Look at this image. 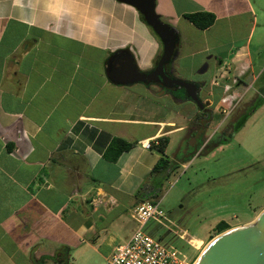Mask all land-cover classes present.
Instances as JSON below:
<instances>
[{"label": "crops", "instance_id": "1", "mask_svg": "<svg viewBox=\"0 0 264 264\" xmlns=\"http://www.w3.org/2000/svg\"><path fill=\"white\" fill-rule=\"evenodd\" d=\"M156 11L181 39L189 22L206 52L218 51L211 57L220 67L204 88L215 100L213 84L229 90L224 78L241 85L246 74L254 78L251 49L264 45V0H156ZM198 11L215 13L214 24L200 29L184 16ZM222 49L236 50L228 61ZM122 50L143 71L162 52L132 5L0 0V264L68 258L65 246L58 254L45 246L55 239L67 245L70 236L78 245L112 246L118 232L127 241L137 228L133 209L143 196L136 194L162 156L172 159V135L186 129L193 107L185 93L173 99L163 85L114 83L110 69L124 61ZM172 100L181 106L172 108ZM162 136L169 138L165 155L155 147ZM116 138L135 145L112 160L105 154Z\"/></svg>", "mask_w": 264, "mask_h": 264}, {"label": "rangeland", "instance_id": "2", "mask_svg": "<svg viewBox=\"0 0 264 264\" xmlns=\"http://www.w3.org/2000/svg\"><path fill=\"white\" fill-rule=\"evenodd\" d=\"M181 29L182 39L178 46V55L173 61L176 76L193 82L208 79L211 72L220 67L216 59L211 57L218 51L206 52L205 41L199 38L195 40L196 28L190 26L189 22ZM232 50L234 52L236 49H222L228 61ZM251 52L254 78L252 73L246 74V83L242 85L241 80L234 82L233 77L224 78L220 85H223V82L228 83L229 90L213 84L219 89L218 101L212 94L207 93L210 89L202 91V100L209 103L212 100V105L217 109L216 118L207 129L206 137L217 128L220 131L226 129L224 133H230V129L225 127L230 125L237 110L244 109L257 99L254 112L251 111L253 113L244 127L234 134L230 141L186 159V162L182 161L164 180L160 192L154 198L167 214V221H163L166 225L151 219L144 227V230L156 239L180 249V255L183 254V259L188 264L197 260L212 239L211 236L215 234L213 228L219 221H227L233 227L239 226L255 219L264 209V100L259 103L261 96L264 97V45H252ZM206 63L210 66L208 71L200 73ZM178 92L184 94L185 90L178 88ZM223 97L227 99L223 101ZM170 104L172 108L181 106L173 100ZM187 104L189 108H193L185 111L190 113V117L185 121L186 126L198 115L195 104L190 100ZM169 114L168 118L176 116V111L172 110ZM186 130L187 128L172 135L173 142L167 150L172 159L185 153ZM136 226L137 223L134 222L133 227ZM177 233H184L189 243L185 241V245L180 247L181 243L175 240V237L180 240L182 238ZM116 235L117 239L112 246L101 243L94 247L90 239L78 245L77 238L70 236L67 245L55 239L49 241L45 248L58 254L65 246L69 253L68 264H107L117 245L125 242L127 232H118ZM35 249L36 245L30 253ZM47 257L49 256L43 258ZM42 264H51V261Z\"/></svg>", "mask_w": 264, "mask_h": 264}, {"label": "water", "instance_id": "3", "mask_svg": "<svg viewBox=\"0 0 264 264\" xmlns=\"http://www.w3.org/2000/svg\"><path fill=\"white\" fill-rule=\"evenodd\" d=\"M119 1L134 6L143 15L146 23L160 38L162 54L153 69L143 71L138 67L134 55L128 50H122L119 57L124 61H119V66L110 70L112 81L117 84L138 81L153 83L163 85L168 90L183 88L186 98L203 110L206 103L200 96L201 86L196 82L173 76L167 69L178 55L181 37L174 26L161 19L156 11V0ZM34 263L42 264L43 260L34 259ZM65 264H68V258ZM193 264H264V209L254 220L230 227L215 235Z\"/></svg>", "mask_w": 264, "mask_h": 264}, {"label": "built area", "instance_id": "4", "mask_svg": "<svg viewBox=\"0 0 264 264\" xmlns=\"http://www.w3.org/2000/svg\"><path fill=\"white\" fill-rule=\"evenodd\" d=\"M226 99L222 98L223 101ZM146 146L150 147L151 143L148 142ZM133 218L137 228L127 241L117 245L107 264H188L183 254L180 255V249L156 239L144 230L151 219L166 225L163 221H167V214L158 202L146 200L138 203L133 209ZM183 234L178 236L189 243Z\"/></svg>", "mask_w": 264, "mask_h": 264}, {"label": "flooded vegetation", "instance_id": "5", "mask_svg": "<svg viewBox=\"0 0 264 264\" xmlns=\"http://www.w3.org/2000/svg\"><path fill=\"white\" fill-rule=\"evenodd\" d=\"M209 67H210L209 64L206 63L204 67H202V69L200 70V73L204 71H208ZM167 69L169 70L171 75L176 76L173 63L172 65H168ZM213 73H214V70L211 72L210 77L208 79L194 81L201 86L200 91H199L201 98H202V91L204 90V88L209 86L213 80ZM170 90H171L172 98L178 99L179 98L178 93H180L178 92V88H172ZM256 102H257V99H254L244 109L237 110V112L233 116V119L231 120L230 125L228 124L229 126L227 125L225 127V128L230 129V133L228 134L224 133L225 132L224 130L226 129H223L220 131L219 128H217L215 131H213V133H211L209 137H206V131L216 118V111H217L216 106L212 105L209 102H205L206 103L205 108L201 110L193 102L198 109V115H195L194 119L186 126L187 134L185 138L187 141L185 144L186 145L185 153L181 155V157L174 156V159L172 161L174 163L181 164V162L185 161L186 159H190L191 157L197 154L206 153L209 150H212L213 148L225 142L230 141V139L234 137V134H236L239 131L238 129L242 121L248 115H251L254 112L255 107H256ZM250 106L252 107L249 108ZM251 111L253 112L251 113ZM175 240L181 243L179 245L180 247H183L185 245L186 240L184 239L180 240V239H177V237H175ZM66 258H67L66 254H58L50 258H45V259L43 258L42 260H43V263H46L49 260L51 261V264H65Z\"/></svg>", "mask_w": 264, "mask_h": 264}, {"label": "trees", "instance_id": "6", "mask_svg": "<svg viewBox=\"0 0 264 264\" xmlns=\"http://www.w3.org/2000/svg\"><path fill=\"white\" fill-rule=\"evenodd\" d=\"M142 18L144 19L143 15L141 14ZM185 18H187L189 21H191L197 28L200 29H206L210 27L212 24H214L216 20V15L215 13L211 11H198V12H193V13H187L184 15ZM151 28V27H150ZM152 30V28H151ZM152 32L156 35V33L152 30ZM156 37L160 40V38L156 35ZM159 60V59H158ZM264 97L261 96V102H263ZM258 106V104H257ZM250 115H248L240 124V127L238 130H240L247 122V119L249 118ZM169 138L168 137H159L158 143L155 145V147L163 154L165 155V149L168 145ZM135 145L134 142H128L125 139L122 138H116L114 141L111 143L108 151L106 152L105 156L109 159L116 160L122 152L127 151L131 149ZM151 146H153V143H151ZM185 160L184 162H186ZM174 162L165 156H162L158 163L155 165L153 168L150 177L146 183L140 187L138 190L136 196L141 197L143 196V199L140 200L146 201V200H151L155 201L154 198L157 197L158 193L160 192L164 180H166L170 174L180 166V164L173 165ZM152 187V191L148 192L146 194V188ZM146 194V195H145ZM139 202V203H140ZM231 225L224 220L219 221L213 230L215 231V234L211 236L213 238L215 235L219 234L220 232L230 228Z\"/></svg>", "mask_w": 264, "mask_h": 264}]
</instances>
